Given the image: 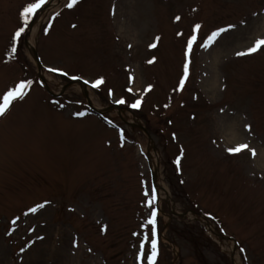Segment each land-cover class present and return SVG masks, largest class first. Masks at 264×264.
I'll list each match as a JSON object with an SVG mask.
<instances>
[{
	"label": "rangeland",
	"instance_id": "374dc122",
	"mask_svg": "<svg viewBox=\"0 0 264 264\" xmlns=\"http://www.w3.org/2000/svg\"><path fill=\"white\" fill-rule=\"evenodd\" d=\"M31 2L0 0V97L32 81L0 117V264H140L146 186L157 195V264H264V48L236 55L264 38V0H81L75 9L57 0L13 44ZM150 142L157 177L142 149ZM243 143L255 158L227 151Z\"/></svg>",
	"mask_w": 264,
	"mask_h": 264
},
{
	"label": "snow or ice",
	"instance_id": "6c2138e0",
	"mask_svg": "<svg viewBox=\"0 0 264 264\" xmlns=\"http://www.w3.org/2000/svg\"><path fill=\"white\" fill-rule=\"evenodd\" d=\"M80 2H81V0H67L66 7L68 9H75L80 4ZM47 3H48V0H35V2L28 3L26 6H24V8L22 9V11L20 13V16L22 19V25L19 26L18 30L14 33L13 44H15V42L18 41L21 38V36L25 33V30L27 29L28 25L31 22L30 18L35 17L37 15V13L39 12V10L44 8V6ZM113 14H115V10H113ZM56 15L59 16L60 13L58 12V13H56ZM53 19H55V17H53ZM175 19L177 22H179L181 20V17L176 16ZM49 27H51V25H49ZM72 27L76 28L77 25L73 24ZM202 27H203L202 24H196L194 26V29H193V34L190 36V38L187 41V49H186V53H185L186 63L184 66V76H183L182 80L180 81V85H179L180 91H183L184 84L188 79L189 64L191 63V54L193 51V47L196 44V41L198 39V33L200 32ZM235 27H236V25H228L227 27L218 28L217 30L213 31L207 37V40L204 41V43L201 46L204 48L210 47L212 44H214L222 36L223 33H226L228 31H230L231 29H234ZM178 35L182 36L183 33H178ZM160 39H161V37L157 36L155 38V41L159 42ZM156 42L150 44L149 47L153 48V49L157 48ZM129 47H131V45H129ZM262 48H264V38L257 39L255 44L252 47H249L246 51H239L236 53V55L240 56V57L252 55V54L260 51ZM16 51H17L16 47L13 46L10 49V54H15ZM155 61H156V58L153 57V59L149 60L148 63L153 64V63H155ZM49 71L50 72H59L61 75H64V76L68 75V73L66 71H63L59 68H50ZM80 78L81 77H77V76L72 77V79H80ZM85 83H89V81H85ZM104 83H105V79L103 77H100V78L96 79L94 82H92L91 86L93 88H99ZM31 85H32V81H23L22 80L18 84L14 85L12 88L7 90L3 94V96L0 97V117L5 116V114L10 111L14 102L22 101L25 99V97L28 95V92L31 88ZM128 91L132 92L133 89L128 88ZM146 91H148V92L152 91V85H149L148 88L146 89ZM110 94H111V91H110ZM142 102H143L142 98L137 99L131 105V107L132 108H139V107H141ZM118 103L124 104L125 101L123 99H121L118 101ZM61 107H62V105H61ZM165 107H169V105H165ZM76 115L77 116H83V115H85V113L77 112ZM247 128H248V131L252 130L251 125H248ZM121 135L123 136L122 130H121ZM245 150H250L252 153V156L254 158L257 155L256 150L250 149V146L247 143L238 144L235 147H230L227 149V151L231 155L240 154L241 152H243ZM181 152H183V149L181 150ZM180 163H181V160H180V158H178L176 160V164L180 165ZM144 196L146 198V205L145 206L147 208L151 209V212H150L149 217L145 220V222L142 225V228L145 229V231L143 233V239H142L140 246H139L138 260L140 261V264H145V262H146V264H157V257L159 255V249H158V239H157V231H156L158 212H157V209L154 207V204L157 200L155 187H152L151 190H149L146 186L145 190H144ZM48 203H50V202L46 201L45 203L37 204L36 206L29 209V213L35 214V213L39 212L41 209H44ZM25 215H28V213H25ZM17 220H19V217L14 219L12 221V223L15 224L17 222ZM149 229H150L151 235H149ZM107 231H108V226L104 225V227L102 228V232H104L106 234ZM9 235H11V233H9ZM134 235H140V233H134ZM37 239L42 240V239H44V237L37 236ZM33 243H35V241H33ZM148 243L151 244V254L150 255L146 254L144 251L145 245ZM74 246L79 247V244L77 242H74ZM23 251H25V249L21 248V252H23ZM88 251L91 252L92 249L89 248ZM241 251L243 252L244 249H241ZM245 258H247V257H245Z\"/></svg>",
	"mask_w": 264,
	"mask_h": 264
},
{
	"label": "bare ground",
	"instance_id": "6f19581e",
	"mask_svg": "<svg viewBox=\"0 0 264 264\" xmlns=\"http://www.w3.org/2000/svg\"><path fill=\"white\" fill-rule=\"evenodd\" d=\"M57 7V0H52V2H50L47 6H45L41 12V14L39 15L36 23L38 24L40 21H42V19H44L43 16L47 15L50 13V11L54 10ZM31 35V34H30ZM29 46L33 49L36 44L33 41V38L29 37ZM95 104V103H94ZM118 111V110H117ZM126 118H128V116H125ZM144 152H146L149 156V161H150V166L152 168V170L154 171L156 177L158 176V167H159V163H158V159L154 156V145L152 142H150L149 147H144L142 148ZM157 179V178H156Z\"/></svg>",
	"mask_w": 264,
	"mask_h": 264
}]
</instances>
